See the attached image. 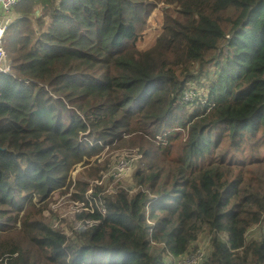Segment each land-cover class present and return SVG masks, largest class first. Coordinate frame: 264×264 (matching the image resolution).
Returning a JSON list of instances; mask_svg holds the SVG:
<instances>
[{
  "label": "trees",
  "instance_id": "trees-1",
  "mask_svg": "<svg viewBox=\"0 0 264 264\" xmlns=\"http://www.w3.org/2000/svg\"><path fill=\"white\" fill-rule=\"evenodd\" d=\"M159 4L161 30L143 46ZM14 11L0 264H167L206 231L201 264H264V0H20ZM193 85L202 95L184 102ZM107 144L139 148L134 191L91 184L110 167ZM79 163L85 175L72 177ZM71 188L78 219L94 222L74 238L42 216Z\"/></svg>",
  "mask_w": 264,
  "mask_h": 264
},
{
  "label": "rangeland",
  "instance_id": "rangeland-1",
  "mask_svg": "<svg viewBox=\"0 0 264 264\" xmlns=\"http://www.w3.org/2000/svg\"><path fill=\"white\" fill-rule=\"evenodd\" d=\"M161 4L157 5L153 10L152 13L150 14L149 17V24L148 28L146 29L145 33L143 34V37L140 39V43L143 46L150 45L155 37L158 35V33L161 30V23H162V12H161ZM12 65L11 60L8 57V54L6 56V61L5 65ZM186 90H195V96L194 97H200L202 95L203 91L201 88H197L195 85L189 87ZM205 93V92H204ZM186 98L191 100L193 99V94L188 93L186 94ZM204 100V99H203ZM192 101H188L190 103ZM193 104L188 106L189 108L192 107ZM94 143V142H92ZM109 148V149H108ZM105 150L104 154L102 157H107V159L110 160V167L101 172V178L97 179L96 177L91 178L89 177V180L96 185H99L102 187V193H107L109 191H116L117 188L119 187H124L126 190L132 192L137 188V184L133 179V172L135 169L138 167L137 165L139 164L140 158L137 156V154H140V150L138 147H119V148H110V145H105L104 146ZM141 155V154H140ZM124 159L127 160L128 163L129 161H133L135 166L131 169H126L121 175H116L113 178L107 174V171L114 167L118 160ZM83 165L77 164V166L73 169L72 175L73 177L75 176H83L85 175V171H83ZM82 179L88 180L87 177H83ZM72 197L70 192L64 193V194H59L57 191L53 194L51 197L50 203L47 205L46 209H44V215L43 216V221L46 224H49L53 229L55 230H61L65 231L67 235L69 236L71 233L72 238L76 235V230L79 228L85 226L89 220H80L78 219V214L82 212V207L81 204L76 205L74 204L75 209H74V214L71 212L72 208ZM34 203L37 202L36 197L33 199ZM92 201V199H91ZM38 203V202H37ZM99 206V203H98ZM94 210H90L89 213H93ZM97 212L99 213H104V210L101 206L97 207ZM57 222V226H53L54 223ZM204 235V233L201 234V236ZM202 238H198L197 241L198 243L201 242ZM192 246V245H191ZM172 259V256H171Z\"/></svg>",
  "mask_w": 264,
  "mask_h": 264
},
{
  "label": "built area",
  "instance_id": "built-area-1",
  "mask_svg": "<svg viewBox=\"0 0 264 264\" xmlns=\"http://www.w3.org/2000/svg\"><path fill=\"white\" fill-rule=\"evenodd\" d=\"M19 1L20 0H0V73H10L11 72V65L10 64L5 65L7 52L4 48V36H5V32L7 30V27L14 21L15 17L17 16L15 11H14V7ZM188 93L193 94V99L189 100L186 98V94H188ZM194 96H195V92L193 90H185L183 93V96H182V100L184 102L193 101L195 99ZM159 139H160V137L157 136L156 140H159ZM105 150H107V149H105ZM103 154L104 153L101 154L99 160L104 158V157H102ZM137 156L139 158L141 157V155L139 153L137 154ZM108 164L110 165V162ZM133 167H134V162L132 160L129 161V163H128L127 160L120 159V160H118L117 164L114 167H112L111 169H109V171H107V174L114 177L116 175H121L124 172V170L131 169ZM72 177H73V175H72ZM91 184H93V183L91 182ZM138 187H140V189L142 191H144V190L147 191V189H145L142 186H138ZM74 191L75 190L71 188L68 192H70L71 195H73ZM68 192H64V193H68ZM91 192H92V188L87 190L86 193H91ZM58 193L61 194L60 192H58ZM64 193H62V194H64ZM53 194H52V196H53ZM34 198L35 197H33V199ZM90 200L91 199H89L87 201H88L89 206L91 207ZM75 203H76V205L81 204L82 209H84V206H85L84 200L75 199L73 196L72 197V205H71L72 210H71V212L74 213V209L76 207V206H74ZM103 210L105 212L104 208H103ZM80 220H85V219H80ZM88 224H94V222L89 220V222L86 225H88ZM86 225L79 228L78 230L84 229L86 227ZM53 226H57V222H55ZM62 232H64L67 235V233L65 231H62ZM69 236H71V233ZM201 238H202L201 242L198 243L199 240L198 241L196 240L192 244L190 251H188L187 253L180 255V256H176V257L172 256V259H171V255H170L169 259L167 261V264H201L204 257H205L206 252L210 248L209 231L204 232V235H202Z\"/></svg>",
  "mask_w": 264,
  "mask_h": 264
}]
</instances>
